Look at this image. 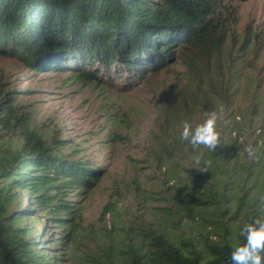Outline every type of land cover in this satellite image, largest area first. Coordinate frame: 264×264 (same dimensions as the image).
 I'll use <instances>...</instances> for the list:
<instances>
[{"label":"rangeland","instance_id":"obj_1","mask_svg":"<svg viewBox=\"0 0 264 264\" xmlns=\"http://www.w3.org/2000/svg\"><path fill=\"white\" fill-rule=\"evenodd\" d=\"M235 4L219 48L176 43L171 63L125 90L118 79L85 81L69 68L39 72L0 54V107L1 98L10 100L19 125L101 171L88 187L61 196L75 209L66 219L70 232L28 190L11 191L9 213L27 210L17 225L31 230L39 260L120 264L137 249H155L159 236L184 252L204 249L205 236L239 243L236 222L257 214L264 196V0ZM212 110L222 115L217 149L182 142L181 123L195 126ZM0 135L1 160L21 136L1 125ZM249 143L253 158L244 151ZM9 181L0 178V201Z\"/></svg>","mask_w":264,"mask_h":264},{"label":"trees","instance_id":"obj_2","mask_svg":"<svg viewBox=\"0 0 264 264\" xmlns=\"http://www.w3.org/2000/svg\"><path fill=\"white\" fill-rule=\"evenodd\" d=\"M235 1L248 0H0V54L39 72L69 68L85 81L118 79L125 90L171 63L176 43L199 51L219 48L237 17ZM1 99L0 125L19 132L21 142L0 160V178L10 179L0 201V264H49L39 260L31 230L17 225L27 210L9 213L11 191L28 190L35 205L63 219L59 227L70 232L66 219L75 209L61 196L88 187L101 171L58 154L59 146L19 125L13 102ZM182 245L159 236L155 249H137L120 264H232L228 242L205 236L204 249L184 252Z\"/></svg>","mask_w":264,"mask_h":264},{"label":"clouds","instance_id":"obj_3","mask_svg":"<svg viewBox=\"0 0 264 264\" xmlns=\"http://www.w3.org/2000/svg\"><path fill=\"white\" fill-rule=\"evenodd\" d=\"M204 117L203 121L195 126L189 121H183L180 140L190 144L193 149L203 148L210 152L215 151L221 144L219 124L222 115L212 110L205 112ZM244 151L249 158L256 156V150L250 143L245 146ZM236 226L243 242L232 248L230 253L232 264H264V196L259 198L257 214L243 225L237 221Z\"/></svg>","mask_w":264,"mask_h":264}]
</instances>
